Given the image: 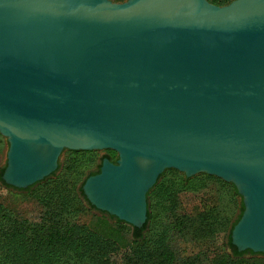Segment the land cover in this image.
I'll use <instances>...</instances> for the list:
<instances>
[{
	"label": "water",
	"instance_id": "95a60500",
	"mask_svg": "<svg viewBox=\"0 0 264 264\" xmlns=\"http://www.w3.org/2000/svg\"><path fill=\"white\" fill-rule=\"evenodd\" d=\"M0 133L17 188L64 148L116 151L82 189L136 227L166 168L232 182L244 208L231 242L264 253L240 239L264 218V0H0Z\"/></svg>",
	"mask_w": 264,
	"mask_h": 264
},
{
	"label": "trees",
	"instance_id": "16d2710c",
	"mask_svg": "<svg viewBox=\"0 0 264 264\" xmlns=\"http://www.w3.org/2000/svg\"><path fill=\"white\" fill-rule=\"evenodd\" d=\"M112 1L122 2L123 0ZM209 1L224 5L231 0ZM4 168L5 166L0 171V182L20 189L5 183L2 178ZM55 171L40 180L53 179L42 198L43 209L39 222L20 219L0 204V264H82L86 262L114 264L109 261L110 255L118 251L125 238L123 228L125 221L101 210L110 218H114L115 222H110L106 217H99L90 225L76 223L73 218L78 205L77 201H74L73 193L75 179L60 177L54 180L58 176H55ZM97 172L99 169L90 171L87 177ZM162 176L163 173L158 176V179ZM181 176L164 180L161 187L154 191L156 182L148 191L147 195L154 191L153 196L158 202L161 201L162 215L159 216V221L152 230L148 231L147 223L150 219L156 220V216L149 210L143 226L132 225L131 246L123 255L121 264H202L203 258L200 251L189 255H183L179 251V239L205 244V252L213 253L212 264H264V257L256 256L264 253L250 249L239 251L231 242L232 227L244 208L242 202L240 212L230 228L227 227L233 213H231L229 202H226L227 206L223 205L224 198L221 194L217 195L213 205L195 215H183L176 212L179 204L178 193L192 186H198L204 181L195 180L196 176ZM30 187L31 185L24 189ZM218 187L229 192L233 200L239 195L236 186L232 183L220 180ZM78 191L83 200L90 207L95 208L87 200L82 185ZM227 229L229 230L225 241L226 250L217 254L210 248L215 245L217 234Z\"/></svg>",
	"mask_w": 264,
	"mask_h": 264
},
{
	"label": "rangeland",
	"instance_id": "374dc122",
	"mask_svg": "<svg viewBox=\"0 0 264 264\" xmlns=\"http://www.w3.org/2000/svg\"><path fill=\"white\" fill-rule=\"evenodd\" d=\"M0 135L2 138L0 140L1 171L2 168L6 166L9 143L6 136L2 135L1 133ZM104 156L108 157L111 160H115V158L117 157V152L109 148L91 150L64 148L59 155L58 166L55 171V176H58L54 178V180L60 177L75 179L73 184V193L75 196L74 201L76 200L78 205L76 206V213L73 215V218L74 221L78 224L90 225L99 217H106L110 220V222H115V219L110 218L107 213H104L97 208L90 207L89 204L85 200H83L78 191L79 187L87 178V174L90 173V171L100 169L99 167L101 166ZM162 173L163 176L156 181L157 183L154 187V191L158 190L161 187V184L164 180L166 181L168 178L173 176V178L181 175H184L185 177L196 176L195 180H204L201 184H198V186H192V188L182 190L178 193L179 204L177 206L176 212L183 215H195L196 213L213 205L216 202L217 195L221 194L224 198L223 205L227 206L226 202H229V206L232 210L231 213H233L227 227L230 228L232 222L236 219L238 213L240 212V203H243V200L242 196L239 193L236 199L233 200L229 192L218 187L220 180H223L225 182L229 181L206 172H199L192 176H186L184 172L176 168H166ZM51 181H53V179ZM51 181L39 180V182L37 181V183H33L29 189H16L6 186L0 182V204L6 209L10 210L20 219L39 222L41 220L43 209L42 198L48 190ZM154 191L147 195V208L152 213V215L156 216V220L150 219L147 223L148 231L152 230V228L156 225V222L159 221V216L162 215V208L160 203L161 201L158 202L157 199L153 196ZM125 223V227L123 226V228L125 229V238L121 243V246H119L118 251L110 255L109 261L114 264L115 262L116 264H121L123 255L129 251V247L131 246L130 230L132 229V225L127 222ZM228 230L229 229L221 231L217 234L214 243L215 245L213 246V248H210L211 250L213 249V252L218 254L226 250L225 241L227 240ZM178 245L180 248L179 251H181L183 255H189L190 253H196L200 251L203 258L202 264H212L211 259L213 253H211L210 251L208 253L205 252V244L179 239ZM256 256L264 257V254H258ZM82 264L90 263L86 262Z\"/></svg>",
	"mask_w": 264,
	"mask_h": 264
},
{
	"label": "bare ground",
	"instance_id": "6f19581e",
	"mask_svg": "<svg viewBox=\"0 0 264 264\" xmlns=\"http://www.w3.org/2000/svg\"><path fill=\"white\" fill-rule=\"evenodd\" d=\"M46 149L45 147L40 146H32L31 151L35 154L34 156L37 158L38 156H43ZM143 164L136 163L133 165L135 169H131L127 175H129L130 172H134V170L141 174V168L143 167ZM96 186H94L95 188ZM97 188V187H96ZM112 197V196H111ZM106 195H102L101 199L104 200V203H110L113 206L117 205L115 204L114 199ZM132 198L129 202V204L132 202ZM111 201V202H109ZM128 204V205H129ZM131 211H133L132 208H130ZM241 241H247L252 243H258L260 245H264V218L261 216H257L255 219H249L247 225L245 226L244 230L240 234Z\"/></svg>",
	"mask_w": 264,
	"mask_h": 264
},
{
	"label": "flooded vegetation",
	"instance_id": "af4514ba",
	"mask_svg": "<svg viewBox=\"0 0 264 264\" xmlns=\"http://www.w3.org/2000/svg\"><path fill=\"white\" fill-rule=\"evenodd\" d=\"M104 157H106V156H104ZM104 157H103V158H104ZM116 158H117V157H116ZM116 158H115V160H116Z\"/></svg>",
	"mask_w": 264,
	"mask_h": 264
}]
</instances>
